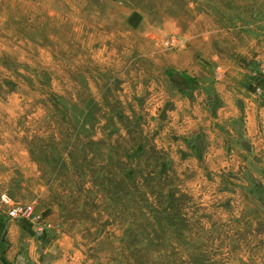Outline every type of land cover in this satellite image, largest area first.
Wrapping results in <instances>:
<instances>
[{
	"label": "rangeland",
	"instance_id": "obj_1",
	"mask_svg": "<svg viewBox=\"0 0 264 264\" xmlns=\"http://www.w3.org/2000/svg\"><path fill=\"white\" fill-rule=\"evenodd\" d=\"M262 46L264 0H0L2 195L83 264H264V156L212 122Z\"/></svg>",
	"mask_w": 264,
	"mask_h": 264
},
{
	"label": "crops",
	"instance_id": "obj_2",
	"mask_svg": "<svg viewBox=\"0 0 264 264\" xmlns=\"http://www.w3.org/2000/svg\"><path fill=\"white\" fill-rule=\"evenodd\" d=\"M260 51L264 56V46L260 47ZM234 74L251 75L244 70ZM184 75L193 76L189 73ZM260 80L258 85L263 89L262 95L255 91L254 86L241 84L236 77L219 83L217 92L224 106L218 108L212 122L225 125L226 140L231 143L232 155L244 154V151L247 153L246 149L250 145L252 154L264 156V76ZM240 136H243L242 139ZM0 178L3 180L0 196L11 195L4 191L7 184L10 185V177L3 175ZM13 198L16 199L14 195ZM7 212L0 197V264L84 263V256L76 245L77 239L59 229L58 225L49 224L42 234L36 224L27 220H11ZM52 216H45V221L49 223Z\"/></svg>",
	"mask_w": 264,
	"mask_h": 264
},
{
	"label": "built area",
	"instance_id": "obj_3",
	"mask_svg": "<svg viewBox=\"0 0 264 264\" xmlns=\"http://www.w3.org/2000/svg\"><path fill=\"white\" fill-rule=\"evenodd\" d=\"M2 204L7 207L8 209V217L11 220H29L35 223H41L43 220L42 215L35 214L34 208L31 205H24V204H17L12 203V200L7 195H2L1 197ZM40 231H43L42 228H40Z\"/></svg>",
	"mask_w": 264,
	"mask_h": 264
}]
</instances>
